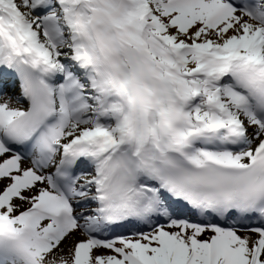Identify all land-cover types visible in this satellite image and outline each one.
I'll return each instance as SVG.
<instances>
[{
  "label": "snow or ice",
  "instance_id": "1",
  "mask_svg": "<svg viewBox=\"0 0 264 264\" xmlns=\"http://www.w3.org/2000/svg\"><path fill=\"white\" fill-rule=\"evenodd\" d=\"M0 264H264V0H0Z\"/></svg>",
  "mask_w": 264,
  "mask_h": 264
}]
</instances>
